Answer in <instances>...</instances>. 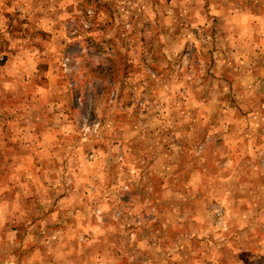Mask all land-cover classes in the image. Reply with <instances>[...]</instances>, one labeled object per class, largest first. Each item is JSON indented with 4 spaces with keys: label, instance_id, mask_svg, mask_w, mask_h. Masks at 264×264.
Returning a JSON list of instances; mask_svg holds the SVG:
<instances>
[{
    "label": "rangeland",
    "instance_id": "rangeland-1",
    "mask_svg": "<svg viewBox=\"0 0 264 264\" xmlns=\"http://www.w3.org/2000/svg\"><path fill=\"white\" fill-rule=\"evenodd\" d=\"M0 264H264V0H0Z\"/></svg>",
    "mask_w": 264,
    "mask_h": 264
},
{
    "label": "crops",
    "instance_id": "crops-1",
    "mask_svg": "<svg viewBox=\"0 0 264 264\" xmlns=\"http://www.w3.org/2000/svg\"><path fill=\"white\" fill-rule=\"evenodd\" d=\"M252 99L254 98L253 96L251 97ZM255 99H257V100H259V101H261L262 102V99H260V98H255ZM226 199L227 200H229L230 198H231V196L230 195H226ZM261 210V209H260ZM261 211H263V210H261Z\"/></svg>",
    "mask_w": 264,
    "mask_h": 264
}]
</instances>
